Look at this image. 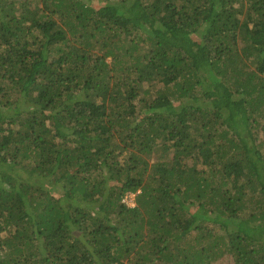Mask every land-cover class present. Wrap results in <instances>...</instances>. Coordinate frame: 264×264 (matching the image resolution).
Returning a JSON list of instances; mask_svg holds the SVG:
<instances>
[{
	"label": "trees",
	"instance_id": "1",
	"mask_svg": "<svg viewBox=\"0 0 264 264\" xmlns=\"http://www.w3.org/2000/svg\"><path fill=\"white\" fill-rule=\"evenodd\" d=\"M224 262L264 264V0H0V264Z\"/></svg>",
	"mask_w": 264,
	"mask_h": 264
},
{
	"label": "rangeland",
	"instance_id": "2",
	"mask_svg": "<svg viewBox=\"0 0 264 264\" xmlns=\"http://www.w3.org/2000/svg\"><path fill=\"white\" fill-rule=\"evenodd\" d=\"M33 2H34V4H40V0H33ZM59 23H60V25H62V22L61 21H59ZM195 37H194V39L195 40H197V41H199L200 39H199V36H201V34L200 35H198V34H195L194 35ZM110 61V60H109ZM156 86V85H155ZM152 86V85H149V84H147L146 85V87L145 86H143V85H141V87L140 86H137L138 88H141V91H140V98L141 99H143L142 97H144V98H147V99H149V95L146 93V89H148V88H151V87H153L152 88V91L154 92V94H155V97H158L159 95H160V92L162 91V90H164L165 92H167L169 95H173L174 94V92H175V90H176V87H175V85L174 84H171V85H167L165 88H163V86L162 85H158V86ZM155 87V88H154ZM143 95H142V94ZM199 93H201V91L199 92ZM176 103V106H179L180 105V102H175ZM140 111L139 112H141V108L139 109ZM138 112V113H139ZM145 112V114L147 113V110H145L144 111ZM151 157H152V162H154V161H156V159H155V155H151ZM48 191H49V188H48ZM50 191L52 192V193H55V194H62L61 192H62V190L61 189H56V188H53V187H50ZM132 197H135V194H133L132 196H130L129 197V200L132 198ZM226 252H222L221 253V255H226L225 254ZM215 261V260H214ZM227 261H228V259H227ZM228 262H230V260L228 261ZM225 264H228L227 262H224ZM231 263V262H230ZM220 264V263H219Z\"/></svg>",
	"mask_w": 264,
	"mask_h": 264
},
{
	"label": "clouds",
	"instance_id": "3",
	"mask_svg": "<svg viewBox=\"0 0 264 264\" xmlns=\"http://www.w3.org/2000/svg\"><path fill=\"white\" fill-rule=\"evenodd\" d=\"M133 194H135V197H132L130 200H129V197L132 196ZM138 193H128L124 199H123V203L126 204L129 208H134L136 207V196H137Z\"/></svg>",
	"mask_w": 264,
	"mask_h": 264
}]
</instances>
